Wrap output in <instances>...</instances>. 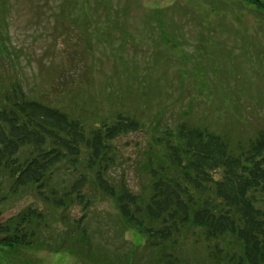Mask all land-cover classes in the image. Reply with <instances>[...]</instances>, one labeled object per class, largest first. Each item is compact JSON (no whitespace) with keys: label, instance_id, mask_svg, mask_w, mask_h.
Segmentation results:
<instances>
[{"label":"rangeland","instance_id":"obj_1","mask_svg":"<svg viewBox=\"0 0 264 264\" xmlns=\"http://www.w3.org/2000/svg\"><path fill=\"white\" fill-rule=\"evenodd\" d=\"M0 43V80L18 81L30 97L89 121L122 111L142 123L118 139L113 171L133 192H143V165L167 128L186 122L231 143L264 132V8L244 0H0ZM27 206L45 209L31 195L9 196L0 222ZM116 212L100 199L87 215L93 246L111 252L110 264L142 242L137 231L119 230ZM65 213L81 216L77 206ZM185 232L176 249L185 264H213L209 246L226 245L190 226ZM145 257L137 248L133 264H150ZM0 264L91 263L1 245Z\"/></svg>","mask_w":264,"mask_h":264},{"label":"trees","instance_id":"obj_2","mask_svg":"<svg viewBox=\"0 0 264 264\" xmlns=\"http://www.w3.org/2000/svg\"><path fill=\"white\" fill-rule=\"evenodd\" d=\"M244 1L264 8L262 0ZM141 128L122 111L89 121L1 79L0 201L31 195L45 209L27 206L0 222V246L110 264L111 252L93 246L87 222L90 206L107 199L119 230L142 238L123 252L121 264H133L140 247L150 264H185L176 249L189 226L206 242L226 244L209 246L213 264H264V132L231 143L226 134L186 122L167 128L154 137L157 150L143 165L145 183L137 193L113 171L121 157L118 139ZM74 206L81 216L66 220ZM57 220L64 226L55 229Z\"/></svg>","mask_w":264,"mask_h":264}]
</instances>
